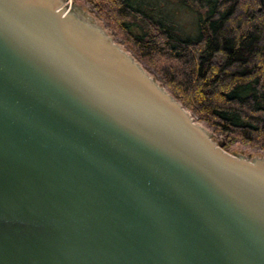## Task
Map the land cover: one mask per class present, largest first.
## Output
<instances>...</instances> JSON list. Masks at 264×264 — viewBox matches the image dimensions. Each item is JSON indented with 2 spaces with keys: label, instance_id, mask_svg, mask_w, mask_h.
Wrapping results in <instances>:
<instances>
[{
  "label": "water",
  "instance_id": "1",
  "mask_svg": "<svg viewBox=\"0 0 264 264\" xmlns=\"http://www.w3.org/2000/svg\"><path fill=\"white\" fill-rule=\"evenodd\" d=\"M112 33L0 0V264H264V156L225 150Z\"/></svg>",
  "mask_w": 264,
  "mask_h": 264
},
{
  "label": "trees",
  "instance_id": "2",
  "mask_svg": "<svg viewBox=\"0 0 264 264\" xmlns=\"http://www.w3.org/2000/svg\"><path fill=\"white\" fill-rule=\"evenodd\" d=\"M88 1L200 120L264 150V0H176L196 13L195 36L144 0Z\"/></svg>",
  "mask_w": 264,
  "mask_h": 264
},
{
  "label": "rangeland",
  "instance_id": "3",
  "mask_svg": "<svg viewBox=\"0 0 264 264\" xmlns=\"http://www.w3.org/2000/svg\"><path fill=\"white\" fill-rule=\"evenodd\" d=\"M70 1H71V3L73 2V3L83 5L86 10L95 14L100 20L103 21L104 24H106V27L108 29H110L111 32L113 31L118 42L121 44L123 43L125 46H127L125 44L124 40L120 36H118L114 32L113 29L110 28V26L98 14V12L94 9L92 4L88 0H70ZM144 1L147 4V5L145 4L144 7H146L148 12H150V14H152L156 18V20L165 19L167 17V13H170L171 15L174 16V23L173 24L177 28H179V30L181 32H183L189 36H195L196 35L197 19H196V15H195L196 13L193 12L192 10H188L187 8L180 7L179 3L176 0H144ZM128 49H129V47H128ZM145 65H146L147 69L153 75H155L157 78H159L162 81V79L160 78L158 73L153 68H151L147 64H145ZM172 92L174 93V91H172ZM197 117H199V116H197ZM200 122L202 124H204L206 127H208L211 131H213V133L216 135L217 141H221V142L225 143V146H224L225 150H227L229 153H231V154H233V153L246 154L248 152H252L254 154H259V155L264 156V150H262L260 148L252 147L250 145H245L238 140L229 139L227 135H224L223 133L217 131L214 127L210 126L208 123H206V122L204 123V121H202V120H200Z\"/></svg>",
  "mask_w": 264,
  "mask_h": 264
}]
</instances>
